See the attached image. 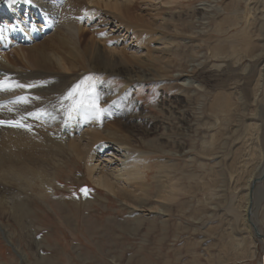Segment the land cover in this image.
I'll list each match as a JSON object with an SVG mask.
<instances>
[{"label": "rangeland", "instance_id": "rangeland-1", "mask_svg": "<svg viewBox=\"0 0 264 264\" xmlns=\"http://www.w3.org/2000/svg\"><path fill=\"white\" fill-rule=\"evenodd\" d=\"M88 1L98 7L95 2L109 0ZM132 1L136 2L133 22L138 18L150 22L149 44L141 46L135 41L144 36L139 22L128 33L119 29L120 34L116 35L109 31L117 28L107 26L106 32L93 31L84 14L80 21L87 37H93L106 52L119 57L133 55V59L141 60L148 58L150 46V57L156 56L162 64L167 63L166 76L131 81L128 87L129 97L137 105L131 127L148 129V139L157 138L169 150L150 158L163 161L164 168L159 169L161 162L150 160L152 169L148 179L156 185L153 176L158 169L163 171L167 186H160L159 195L171 198L166 201L171 208L159 214L155 207L162 198L158 196L147 200L146 207L134 208L133 204L119 201L91 183L84 161L74 155L68 159L65 156L64 162L56 169L53 167L54 177L39 174L40 179L31 177L35 167L49 172L52 163L45 158L43 164H31L32 169L23 172L29 179L0 178V199L5 197L6 203L12 198L22 207L20 215L25 219L21 223L0 204V227L5 233L0 229V264H260L264 261V244L251 236L242 218L248 177L257 171L264 153V92L259 107L249 91L256 69L264 63V48L260 49L263 20L258 9L261 1L206 0L212 6L202 9L203 0ZM100 4L104 8V2ZM258 51L262 53L260 60L254 57ZM90 75V81L99 75L100 82L109 81L115 89L122 88L126 81L122 75L108 72L91 71ZM215 97L222 101V106L214 104ZM122 104L127 105L125 109L131 107L130 103ZM9 108L15 110L4 109ZM125 116L122 111L108 121L115 124ZM59 117L64 119L66 113ZM85 129L91 133L95 128L84 124ZM66 130L69 128L61 130L59 135L73 137ZM19 169L23 170L21 165ZM40 180H45L47 186L41 185ZM4 181L8 182L4 183L5 187ZM248 192L249 196L250 187ZM263 192L264 182L256 192L255 207L256 223L264 232ZM129 205L137 211H131ZM19 251L24 252L23 261Z\"/></svg>", "mask_w": 264, "mask_h": 264}, {"label": "bare ground", "instance_id": "bare-ground-1", "mask_svg": "<svg viewBox=\"0 0 264 264\" xmlns=\"http://www.w3.org/2000/svg\"><path fill=\"white\" fill-rule=\"evenodd\" d=\"M260 1L261 9H258L260 19L263 20L260 25L264 30V0ZM103 2L104 8L100 4ZM95 3L98 7L90 5L88 0H0V81H5L8 85H24V87L0 88V120L19 124V126L0 125V178L4 180L29 179L30 177L23 172L31 170V164H43L46 159L52 163L49 172L41 171V167H35L36 171L31 173V177L35 176L40 179L38 174L46 178L54 177L53 167L56 169L57 165L64 162L65 156L68 159L70 155H74L77 159L84 161L86 176L93 185L114 195L125 204H133L131 206L134 208L136 206L146 207L148 206L146 205L147 200L151 201V197L158 196L162 198V201L157 200L158 205L155 209L162 214L171 208L166 202L171 198L167 195H159L160 186H167L164 173L159 170L164 168V164L160 159L151 160L150 158L157 152L162 155L169 150H166L165 143L159 142L157 138L148 139L150 136L148 129L131 127L137 105L129 97L130 88L128 86L131 81L162 78L169 73L168 66L167 63L162 64L163 61L159 62L160 59L156 56V58L152 57L153 55L150 57L152 53H150V46L148 47V58L137 60L132 58L135 57L133 55L119 57L113 52H106V49H102L93 37H87L80 21L82 14L86 20L88 19L93 31L105 30L106 32L107 26L117 28L116 31H109L116 35L120 34L119 29L128 33V30L138 26L137 22H139L141 23L139 25L144 28H141V34L144 33V36L141 35L142 38L140 36L135 41H138L140 45L150 43L149 20L146 22L145 19L138 18L137 22H133L131 18L136 2L109 0ZM211 6L212 4L206 0L200 3V9ZM144 22L146 24H143ZM222 27L220 26V29ZM261 36L263 42L260 49L263 50L264 33ZM107 42L109 43L108 39ZM248 43L249 41H246L247 45ZM243 47L242 51L245 50ZM217 51L215 49V53ZM261 55L262 53L258 51L254 57L260 60ZM256 70L254 83L252 82V87L249 86V91L254 102L260 107L263 99L261 96L264 92V63ZM91 71L98 74L108 72L122 75L126 81L122 88L115 89L109 81L100 82L99 75L96 76V80L90 81ZM15 101L17 102L14 103ZM122 102L130 103L131 107L125 109L127 105H123ZM93 104L103 109L98 119L94 114ZM214 104L217 107L222 106V101L215 97ZM76 105L79 107L76 108L71 119H68L67 115L64 119H60L59 114L62 113V116L63 112L67 114L69 109ZM7 107L15 110L4 109ZM122 111L127 116L122 117L120 122L111 124L108 121L109 118L117 116L118 113L121 114ZM84 124L87 127L94 126L96 130L89 133L88 130H83ZM66 128L70 130L66 132L73 137L64 133L62 136L59 135V132ZM150 160L157 164L161 162L158 164V171L153 176L156 185L151 184L148 179L149 170L152 169ZM260 160L257 171H253L254 173L247 180L242 218L251 236L264 244L262 236L264 232L259 228L255 218V207L258 204L256 192L264 180L255 183L248 196L252 180L258 178L264 170V153ZM95 162L102 166H96ZM20 165L23 170L19 169ZM40 182L41 185L47 186L45 180H40ZM4 183L8 182H2L5 187ZM49 191L54 193L53 189ZM3 199H0V204L7 207L8 214L11 217L15 215L14 217L24 223L25 219L20 215L22 207L15 204L12 198L5 200L6 203ZM131 206L129 205L131 211H135ZM149 206L154 209L153 205ZM248 210L251 213L250 217L247 215ZM248 221L257 226L261 236L254 234ZM0 229L4 233L3 227ZM8 239L6 238V241L10 243ZM23 253L21 251L18 253L22 261L25 259ZM260 264H264V261L261 260Z\"/></svg>", "mask_w": 264, "mask_h": 264}, {"label": "snow or ice", "instance_id": "snow-or-ice-1", "mask_svg": "<svg viewBox=\"0 0 264 264\" xmlns=\"http://www.w3.org/2000/svg\"><path fill=\"white\" fill-rule=\"evenodd\" d=\"M10 86L24 87V85H20V84L8 85L5 81H0V88L10 87ZM21 99L23 100L24 98H21ZM25 102H26V100H25ZM77 107H79V105H76L73 108L69 109V111L66 114L68 119H71V116H72V114L74 113V111L76 110ZM92 108L94 110V114L96 115V118L98 119L99 118V114H101L103 112V109H101L99 107V105H97V104H93L92 105ZM82 191H85L86 192L85 189H82Z\"/></svg>", "mask_w": 264, "mask_h": 264}, {"label": "water", "instance_id": "water-1", "mask_svg": "<svg viewBox=\"0 0 264 264\" xmlns=\"http://www.w3.org/2000/svg\"><path fill=\"white\" fill-rule=\"evenodd\" d=\"M263 180H264V170H263V172L261 173V175H260L258 178H254V179L252 180L251 187H250V192H252L255 183H257L258 181H259V182H260V181H263ZM250 214H251V213H250V210H248V212H247L248 217L251 216ZM248 222H249V224L251 225L254 234H255L256 236H261L260 232L258 231L257 226L254 225V223L251 222V221H248ZM262 236L264 237V235H262Z\"/></svg>", "mask_w": 264, "mask_h": 264}]
</instances>
